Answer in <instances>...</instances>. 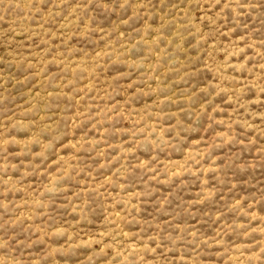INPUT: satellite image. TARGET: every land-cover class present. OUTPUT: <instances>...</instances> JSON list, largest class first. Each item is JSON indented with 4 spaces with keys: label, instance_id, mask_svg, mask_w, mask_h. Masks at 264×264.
I'll use <instances>...</instances> for the list:
<instances>
[{
    "label": "rangeland",
    "instance_id": "374dc122",
    "mask_svg": "<svg viewBox=\"0 0 264 264\" xmlns=\"http://www.w3.org/2000/svg\"><path fill=\"white\" fill-rule=\"evenodd\" d=\"M0 264H264V0H0Z\"/></svg>",
    "mask_w": 264,
    "mask_h": 264
}]
</instances>
